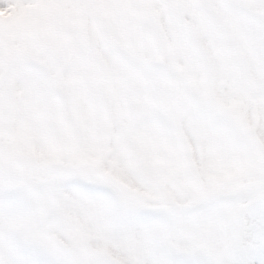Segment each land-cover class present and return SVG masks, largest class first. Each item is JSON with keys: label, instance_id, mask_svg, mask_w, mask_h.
<instances>
[{"label": "rangeland", "instance_id": "obj_1", "mask_svg": "<svg viewBox=\"0 0 264 264\" xmlns=\"http://www.w3.org/2000/svg\"><path fill=\"white\" fill-rule=\"evenodd\" d=\"M0 168V264H264V0H0Z\"/></svg>", "mask_w": 264, "mask_h": 264}, {"label": "water", "instance_id": "obj_2", "mask_svg": "<svg viewBox=\"0 0 264 264\" xmlns=\"http://www.w3.org/2000/svg\"><path fill=\"white\" fill-rule=\"evenodd\" d=\"M0 171H7L9 173H12V170L11 169H4V168H0ZM56 173H57V177L51 181H48V182H44L43 184L41 185H37V186H31V185H27L26 186L30 189V190H37L43 186H50L52 184H54L57 180H59L62 176L64 175H82V174H96V175H100L104 178V181L105 182H108L109 184L111 185H115L117 186L121 191H123L128 197L132 198V199H135V200H139V201H142V202H147V203H154V204H157V203H161V202H158V201H151V200H148V199H145L137 194H134L130 191H128L125 187H123L122 185L110 180L108 177H106L105 175L99 173V172H95L94 170H89V169H86V170H83L82 172L78 169H72V168H68V167H60V168H57L56 169ZM18 178L20 180H22V176H18ZM23 181V180H22ZM246 199V196H238V197H235V198H221V197H218V196H214V197H210V198H207L206 200H204L203 202L197 204L196 206H194L193 208H181L179 206L176 205V211L178 213H181V214H192V213H195L197 212L198 210L204 208L205 206L211 204V203H236V202H244ZM264 202V197L261 198L260 202L259 203H262Z\"/></svg>", "mask_w": 264, "mask_h": 264}, {"label": "bare ground", "instance_id": "obj_3", "mask_svg": "<svg viewBox=\"0 0 264 264\" xmlns=\"http://www.w3.org/2000/svg\"><path fill=\"white\" fill-rule=\"evenodd\" d=\"M22 180L28 185H32L34 183L33 179L29 176H22Z\"/></svg>", "mask_w": 264, "mask_h": 264}, {"label": "flooded vegetation", "instance_id": "obj_4", "mask_svg": "<svg viewBox=\"0 0 264 264\" xmlns=\"http://www.w3.org/2000/svg\"><path fill=\"white\" fill-rule=\"evenodd\" d=\"M255 197H256V196H255ZM250 202H252V200H251V201L249 200V203H250ZM248 210H249V209H246V211H248Z\"/></svg>", "mask_w": 264, "mask_h": 264}]
</instances>
